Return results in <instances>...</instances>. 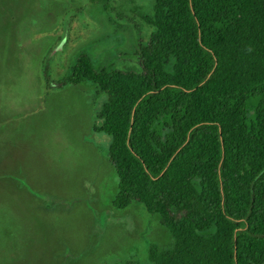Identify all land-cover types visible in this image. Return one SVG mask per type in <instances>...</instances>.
<instances>
[{
    "label": "trees",
    "instance_id": "16d2710c",
    "mask_svg": "<svg viewBox=\"0 0 264 264\" xmlns=\"http://www.w3.org/2000/svg\"><path fill=\"white\" fill-rule=\"evenodd\" d=\"M152 10L134 63L79 52L56 83L106 96L91 131L118 176L112 205L142 204L173 238L149 244L151 263L264 264V0Z\"/></svg>",
    "mask_w": 264,
    "mask_h": 264
},
{
    "label": "rangeland",
    "instance_id": "374dc122",
    "mask_svg": "<svg viewBox=\"0 0 264 264\" xmlns=\"http://www.w3.org/2000/svg\"><path fill=\"white\" fill-rule=\"evenodd\" d=\"M152 15V0H0V264H153L149 244L172 246L159 214L112 205L91 131L106 96L56 83L79 52L134 63Z\"/></svg>",
    "mask_w": 264,
    "mask_h": 264
}]
</instances>
